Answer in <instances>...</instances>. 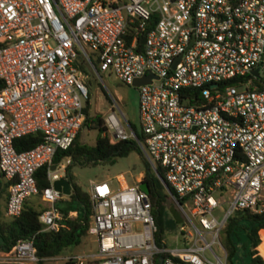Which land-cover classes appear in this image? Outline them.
<instances>
[{
    "label": "built area",
    "instance_id": "1",
    "mask_svg": "<svg viewBox=\"0 0 264 264\" xmlns=\"http://www.w3.org/2000/svg\"><path fill=\"white\" fill-rule=\"evenodd\" d=\"M76 49L96 73L109 71L126 84L149 75L136 86L142 139L125 130L113 97L104 122L114 140L133 138L150 167L162 169L166 191L192 230L183 231L181 246L160 245L148 192L90 180L88 233L98 249L66 259L227 264L226 252L224 261L215 254L212 261L204 250L212 251L235 210H264V0H0L5 214L19 215L24 200L39 195L47 203L38 216L46 230H56L62 216L55 204L62 193L52 181L71 162L52 161L81 129L88 99ZM37 132L40 142L16 150V137ZM42 166L49 185L39 194L34 173ZM37 258L33 237L0 251V264Z\"/></svg>",
    "mask_w": 264,
    "mask_h": 264
},
{
    "label": "trees",
    "instance_id": "2",
    "mask_svg": "<svg viewBox=\"0 0 264 264\" xmlns=\"http://www.w3.org/2000/svg\"><path fill=\"white\" fill-rule=\"evenodd\" d=\"M89 101H85L83 112V124L93 125L98 130L93 145L80 144L78 141L79 132L76 134L71 145L67 149H58L53 158L52 164L57 165L64 158H70L71 162L65 166L64 176L70 180L72 190L65 201L68 208H59L62 216L59 220V227L56 230H46L39 221L38 216L44 206H33L24 200L20 214L15 217H3L4 212L0 207V249L7 252L17 239H27L33 237V244L36 248L38 261L57 255L64 247L75 245L80 242L81 237L88 233V226L93 214V201L88 191L83 190L71 177L68 167L71 163L80 164L109 162L113 163L117 158L128 155L131 151H136L143 156L137 142L133 138L117 139L113 142L104 133L102 118L99 114L92 118L89 116ZM82 127V126H81ZM139 139L141 134L136 133ZM42 140L40 132L16 137L14 146L17 151L28 149ZM146 171L141 180L148 186V196L151 203V214L156 224L155 238L160 233L162 224V214L167 206L172 203L169 194L159 180L163 177V171L156 166L154 171L146 159H143ZM1 177L2 174L0 173ZM158 175V176H157ZM35 183L39 194L49 185L47 177V166L38 168L35 173ZM1 196L6 200L8 195V183L0 181ZM75 211L74 215L69 214ZM264 228V210L252 212L249 209L235 210L228 216L221 235L227 253V261L233 264L238 249L242 248L250 256L251 263L263 264L261 256L257 253V245L260 243L258 230ZM157 240V238H156ZM65 264H77L74 260H66ZM81 264H92V261L85 259Z\"/></svg>",
    "mask_w": 264,
    "mask_h": 264
},
{
    "label": "rangeland",
    "instance_id": "3",
    "mask_svg": "<svg viewBox=\"0 0 264 264\" xmlns=\"http://www.w3.org/2000/svg\"><path fill=\"white\" fill-rule=\"evenodd\" d=\"M76 50L78 69L80 74L84 76V82L88 87V111L90 118L96 114L101 116L103 120L102 125L104 127V133L109 137L110 141L113 142L114 139L112 131L108 130L104 122L105 115L110 111L112 103L111 97H113L116 100L119 109L124 114L126 121H122L125 130L129 132V128L127 126V123H129L135 133L141 134V124L139 120V95L137 88L131 84H126L120 81L109 71H101L99 74L96 73L86 62L80 50ZM90 56L93 59L94 52L90 51ZM116 111L120 115V111L118 109H116ZM97 134L98 130L93 128V125L88 122L87 124L82 125L78 141L80 144L93 145ZM65 159L66 158L62 161ZM143 159L144 156L140 155L136 151H131L128 155L117 158L113 163L98 162L95 164H80L78 162H74L70 164L68 170L73 181L83 190H87L89 188L90 180H106L111 189H118L120 187V183L121 185H125L126 183L129 186L139 184V179H141L143 173L146 171ZM60 174H64V170H62ZM0 181H3L1 175ZM62 198L63 200L58 202L56 206L63 209L68 208V202L65 201L67 195L62 194ZM29 199L30 204L35 207H37L41 201L40 197L36 194L31 195ZM0 200H4L1 194ZM3 217H6V215L3 214ZM184 230H192V228L185 220L182 222L175 221L169 213L167 206L162 214L161 230L156 236L157 242L160 245L165 244L168 248L181 246L183 244L181 236ZM206 240L211 241V236L206 235ZM198 244L203 245V242H198ZM211 248L214 253H212L210 249L206 248L204 250V255L212 261H216L215 255H217L224 261V252H226V249L224 247L221 232L218 240L212 243ZM97 249L96 236L87 233L85 236L81 237L79 243L64 247L53 257L44 258L40 261H38L37 258V260L31 264H65L67 257H78L87 253H95ZM238 251L240 255H237L233 264H249L250 256L244 252L242 248H239ZM226 262L227 264H230L227 261V253Z\"/></svg>",
    "mask_w": 264,
    "mask_h": 264
},
{
    "label": "water",
    "instance_id": "4",
    "mask_svg": "<svg viewBox=\"0 0 264 264\" xmlns=\"http://www.w3.org/2000/svg\"><path fill=\"white\" fill-rule=\"evenodd\" d=\"M149 80H150L149 75H144V76L135 78L133 80V82H132V85L136 87L139 84L149 82ZM211 85L214 86L215 83H213ZM127 126H128L129 129H131V126L129 125V123H127ZM134 135H135V139H136L137 136H136V134H134ZM52 168H54V166H52ZM158 178L161 181V183L163 184L164 188L167 191H169V187H168L167 183L164 181L163 177L158 176ZM52 185H53V187L55 189L59 190L64 195H69L71 193L72 186H71L70 180L67 177H65V176H59V177L55 178L52 181ZM138 186L142 190L148 192V186H147V184L145 182L140 181ZM168 210H169V213L171 214L172 218L175 221L182 222V216H181L179 210L177 209V207H176V205L174 203H171L168 206ZM251 264H257V263H251Z\"/></svg>",
    "mask_w": 264,
    "mask_h": 264
},
{
    "label": "crops",
    "instance_id": "5",
    "mask_svg": "<svg viewBox=\"0 0 264 264\" xmlns=\"http://www.w3.org/2000/svg\"><path fill=\"white\" fill-rule=\"evenodd\" d=\"M142 175V174H141ZM141 175H140V177H141ZM59 176H64V174H60L59 173ZM2 180H3V182H7L5 179H4V177L2 176ZM89 189V188H88ZM88 189L86 190V191H88ZM39 196V195H38ZM30 197V196H29ZM29 197H27L26 198V201L30 204V199H29ZM40 197V196H39ZM40 200H41V198H40ZM61 200H63V198L61 197L55 204H57L58 202H60ZM5 201L6 200H0V207H1V210L4 212V214H5ZM39 205H41V206H44V208H46L47 207V203L46 202H44V201H40V204ZM38 205V206H39ZM59 207V206H58ZM69 214H71V215H74L75 214V211H70L69 212ZM89 234V233H88ZM261 241H262V239L260 238V243H261ZM259 245V244H258ZM257 245V246H258ZM0 251H2L1 249H0ZM257 251L259 252V250L257 249ZM259 254H261L260 252H259Z\"/></svg>",
    "mask_w": 264,
    "mask_h": 264
},
{
    "label": "bare ground",
    "instance_id": "6",
    "mask_svg": "<svg viewBox=\"0 0 264 264\" xmlns=\"http://www.w3.org/2000/svg\"><path fill=\"white\" fill-rule=\"evenodd\" d=\"M261 243H259L257 249L259 250V252L264 255V233H261Z\"/></svg>",
    "mask_w": 264,
    "mask_h": 264
}]
</instances>
